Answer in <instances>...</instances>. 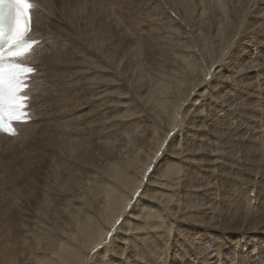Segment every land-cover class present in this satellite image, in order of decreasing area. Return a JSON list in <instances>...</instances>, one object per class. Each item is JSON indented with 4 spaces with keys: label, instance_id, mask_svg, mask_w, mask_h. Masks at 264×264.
Masks as SVG:
<instances>
[{
    "label": "rangeland",
    "instance_id": "obj_1",
    "mask_svg": "<svg viewBox=\"0 0 264 264\" xmlns=\"http://www.w3.org/2000/svg\"><path fill=\"white\" fill-rule=\"evenodd\" d=\"M95 1L97 2V4H100L98 7L103 6L104 8L105 7L108 8L112 2L115 3L117 1L116 3L119 6L117 4H114L115 6H113V4L111 5V6H113V9L115 10V12H117V15L120 18L121 17L123 18L125 15L128 17L127 18L125 16L123 19L121 18L122 21L124 22V24H122V28L118 27V29H119L118 32H117V30H118L117 28L111 30L112 31L110 33V37H112V38H110L111 42L114 43L113 47L115 45L117 47L115 46V48H113V51H112V53H110V57L107 60H103L102 58L96 56V53L93 54V52L91 50H89V48H88L89 44L87 43V41L86 42L84 41V37L87 36V33H92V34H93V32L95 33L97 28H99L98 26H100L101 21L106 20L105 16H107L108 14L105 16H104V14L102 16L98 15V16H96L95 20L94 19L92 20V22L89 19L88 20L89 22L85 23L86 20H84L82 26H84L85 30H82V36H83L81 39L82 42L80 41L79 43H77L78 45L75 43L73 44V43L69 42L68 45L70 47L69 46L67 47L68 53L60 55L63 57L64 66L59 65L58 67H62V69L57 68V70H56V68H55V70H53V66H52V68H49V70H46V73H48V77H47L48 85L46 86L45 90L42 92V95L40 97H34V100L32 102V106H33V108H35L37 110V112L41 113L40 111L45 109V111L47 113L46 117L45 116L41 117L38 121H36V124H39V127H37L38 130L39 131L41 130L40 134H44L42 136L43 141L40 144H37L36 141H31L30 143L25 144L23 147H20L16 143H15L16 145H12V146H5L6 143L1 145L3 147L0 150V157H2V158H0V164H2V165H0V183H2V184H0V257L2 256V258H0V261H2V262H0V263L1 264H34L31 260H29V258L32 256V254H30V253H31V250H33L32 247H34L36 242L39 241L40 242L39 246L46 248V246H44V245H45L46 241H48L46 239L49 237L47 235L48 231H51V230L56 231L57 228L59 229V228H63L65 226L66 220L68 219V213L70 212V215H72L75 212L74 210L76 209V207L78 205L81 204V200L84 197L82 195L86 191L88 192L89 188H90V190L92 189L93 191H96V189L102 187V186H100L102 184L101 178L99 176L97 177V175H95L96 171L102 169V167H104V164L106 161H109L110 159H112V160L115 159L114 155H117L115 157L118 159L122 155L120 157L122 160L123 155H125L123 152H122L123 154L121 153V150L125 149L123 146L124 144H125V146H126V144L127 145L129 144L128 149L130 148L131 150L137 146H144V148H145V146H146L145 143L147 144V146L151 145L150 147L153 148L154 145L156 144L155 142L160 140L159 136L161 135L160 138H162L163 137L162 134L163 133L165 134V131L171 128L170 119H169V114H170L169 108L171 106L176 107L182 101H183L182 102L183 103L182 104L183 109L181 110V115L183 118L181 119V123H178V127L176 129H174L173 131H171V133H172L171 134L172 137L170 138L171 141L169 140L167 142L165 149L161 154V157L158 159L159 161H157L156 164L154 165V168H152L153 172L151 174L152 176L149 179L150 180L149 183L151 181L153 182V183L151 182L152 183L151 186L154 189H151L152 187L148 186L149 184L147 185V187L145 188L147 190V191L145 190V193H147V195L145 196V199L139 198V201H138L139 203H137L138 206H135L136 207L135 210L133 209L130 211L131 213L133 212L132 214L136 215L139 219L133 220V221L127 220L129 222L127 224L126 231H130V234L127 236H123V237H122V235H119L117 237V240H119V237H122V238H125L128 236L129 237L127 238V240L123 246L119 245L122 248L119 247L118 249L115 248L116 250L113 249V251L115 250L114 251L115 253L113 251H110L109 256L104 259L103 263H99V261L101 259V255H99V256H96L95 258L91 259V260H88L89 264H93V263L94 264H105L106 262H107L106 264H108V262L110 264L112 257L115 259V262H118V263H121L122 261H126L125 264H128L127 261H129V264H133V263L134 264L135 263L136 264H146V263L150 264L151 261H152L151 264H155V263L156 264H211L213 260L214 261L215 260H217V261H219V260L220 261H230L232 263L235 262V264L239 263L241 261V257L234 254V252H233L234 247L240 246V248H245L248 245H253V244L259 243L261 241H264V233H263L264 231H262V230H264V213H262L263 215L261 214V212H264V209H262L264 207V205H263L264 204V144H263L264 139H262V138H264V117H263L264 116V111H263V108H264V86H262V84L264 83V66H263L264 65V53H263L264 52V28H263L264 24L262 23V22H264V13L262 14L263 16L260 15L262 12H264L263 11L264 10V0H238V1L237 0H231V1H229V0L225 1L224 0L226 3L221 2V5L223 4L225 9L223 8L222 10H224L225 13H223V11L220 10V8L218 9L219 6L217 3V0H196V1H194V0H184V1L183 0H180V1L179 0H163V2H165V3H163L161 5L162 12H158V13L155 10V5H156V3H158V1H161V0H126V1L125 0H116V1L115 0L114 1H111V0H109V1L108 0H102V1L101 0H95ZM181 1H182V3H181ZM211 1H212V3H211ZM221 1H223V0H221ZM107 2H108V6H107ZM236 3L238 6H235ZM214 4H215V6H214ZM253 4H254V6H253ZM225 5H226V7L227 6L228 7L226 8ZM230 5H232V7H230ZM247 6H248V8H247ZM115 7H117V8H115ZM119 7H120V10H119ZM185 8H187L186 9L187 11L189 9L192 12L190 13V11H188L189 13L187 14L186 13L187 11H185ZM232 8L235 12H233ZM121 10H123V11H121ZM227 10H230V11H227ZM125 11H128V12H125ZM163 11H165L166 16H165ZM231 11H232V13H231ZM122 12H124V13H122ZM137 12H139V13H137ZM236 12H238V14ZM147 13H148V16H147ZM231 14H232V16H231ZM117 15H116V17H117ZM120 15H122V16H120ZM234 15H237V16H234ZM169 16L172 17L173 19L170 18ZM244 16H245V18H244ZM100 17H102L104 19L101 20ZM108 17L109 16H107V22L109 21L108 19L110 18V17L109 18ZM153 17L154 18L157 17L155 19H158L160 17L158 20L159 23H157L158 25H156V27L150 26L147 24V21L149 22L150 19H152ZM175 17H177V18H175ZM188 17H189V19H188ZM120 18H118V19H120ZM162 18L164 20L167 18L169 22H167V19L164 21ZM161 19H162V21H161ZM223 19H224V21H223ZM229 19H231V20H229ZM97 20L99 22H94ZM139 22L141 24H139ZM162 22H166V23H162ZM90 23H93L94 25H92ZM196 23H198L197 26H196ZM103 24H106V23L104 22ZM135 24L136 25L139 24L141 27L139 25L136 26ZM162 24H164V26ZM159 25H161V26H159ZM191 25H193V26H191ZM222 25H224V26H222ZM232 25H234V26L232 27ZM165 26H166V28H165ZM174 26H176V27H174ZM151 27H152V29H151ZM158 27H160V28H158ZM194 27H195V31H193ZM205 27H207V28L205 29ZM223 27H225V28L223 29ZM228 27H229V29H228ZM138 28H140L141 30L139 29L140 30L139 31ZM157 28H158V30H162V32H164V33H162L161 31H158ZM189 28H191V30ZM90 29H92V31H89ZM101 29H102V27H100L98 29V31H100ZM181 29H183V30H181ZM151 30L155 33L156 36L154 35V33ZM175 30H176V32H175ZM113 31H116V32H113ZM136 31L139 32V35H138V32H136ZM150 31L152 33H150ZM191 31L194 33H192ZM235 31H236V33H235ZM189 32L191 33L192 38L190 37ZM225 32H227V33H225ZM228 32H229V34H228ZM120 33H121V35H120ZM149 33L152 35L150 36ZM169 33H171L172 35L171 34L168 35ZM212 33H213V35L214 34L215 35L213 36ZM116 34H117V36L120 35V37L118 36L116 38ZM144 34H145V36H147L149 38H144L145 37ZM142 35H143V37H142ZM159 35H162L165 37L166 36L171 37V40L166 44V46L164 45V43H163V47H161V46L158 47V45H156L155 42H157V39L160 40ZM198 35H199V37H198ZM202 35L204 38H202ZM134 37H136L135 38L136 40L134 39ZM139 37L142 39L143 42L139 41L140 40ZM151 37H152V39H151ZM182 37H183V40H182ZM214 37H216V38L214 39ZM219 39H221V40H219ZM118 40L121 42L118 43L119 42ZM133 40L135 42H133ZM126 41L129 42V44ZM173 42H176L178 45L175 46ZM204 42H205V44H203ZM224 42H225V44H224ZM133 43L137 47H135V45ZM213 43H214V45H213ZM216 43H218L219 45ZM169 44H173L176 48L175 47L168 48ZM76 45L78 48L76 47ZM80 45L81 46L83 45V46L81 47ZM129 45H131V46L134 45L133 46L134 48L132 49ZM205 45H207L209 51L211 53H213L212 57H216V59L219 60V63H217L218 66H216V67H215V65L212 66L211 71L215 68L216 72L213 74V76L211 78H209V76H208V78H207L208 80H206L207 84L202 85V87L196 86V88H195L194 85L197 84L203 76L202 75L203 68L205 69V65L209 66L211 63L210 59L207 58V56L205 58L206 54L205 55L203 54L206 51V48H204ZM148 46H150V48ZM214 46H215V48H214ZM120 47H121V50H120ZM153 47H155V48L153 49ZM69 48H70V50H69ZM127 48H129V49L126 52ZM162 48L165 50H162ZM178 48H180V49H178ZM123 49H124V51H123ZM171 49H173V51ZM78 50L80 52L81 51H83V52L77 53ZM115 50H116V52H115ZM129 51L131 53H129ZM134 51H136V52H134ZM137 51H138V53H137ZM165 51H167V52H165ZM70 52H71V54H70ZM133 52L136 55H134ZM149 52L150 53L153 52L151 54L153 56V60H151L152 57H151ZM197 52L199 53V55ZM220 52H221V54H220ZM126 53L129 55L128 56L129 58L127 57ZM162 53H163V55H162ZM174 53H176V55L180 54L178 56L179 58L175 57L176 58L175 59ZM77 54L78 55L80 54L79 57H77L78 56ZM88 54H91V55H88ZM156 54H157V56H156ZM227 54H229V55H227ZM154 55H155V57H154ZM164 56H166V57L164 58ZM220 56L221 57L224 56V57L222 59H220ZM122 57H124V58H122ZM127 58H128V60H127ZM166 58H168L171 61H169ZM199 58H200V60H199ZM156 59H158V61ZM180 59H183L184 63H181L179 61ZM116 60H118V61H116ZM132 60L133 61L135 60V61L133 62ZM250 60H251V63H250ZM69 61H71V62H69ZM159 61H163L164 67H162V68H164L163 70L165 72H168V73H166V75L168 77L167 78L168 81L165 83L168 86L170 85L169 86L170 89L168 90V88H166L165 91L162 88H160L159 86H157L155 88V90H158L161 93L160 92L157 93V91L153 90L154 89L153 87L155 84V77H156L155 74H157L156 71H158L157 70L158 65L157 66H154V65H156V63ZM141 62H143L142 63L143 65L141 64ZM168 62H171V63L168 64ZM188 62L193 64L194 67H191ZM66 63H68V64L72 63V64L68 65ZM113 63H115V64L113 65ZM151 63H153L154 65ZM257 63L260 65H257ZM140 64L142 65V69H144V71L141 69ZM184 65L186 67L188 65L189 71L186 67H184ZM78 68H79V70H78ZM250 69L251 70L253 69V70L251 71ZM242 70H244V71H242ZM51 72H53V73L50 74ZM203 72H204V70H203ZM213 72L214 71H212V73ZM138 75L140 78H137ZM145 75L147 76L146 79H145ZM51 77H53V78L55 77L54 78L55 81ZM141 77H143V78H141ZM148 77H149V79H148ZM142 79H143V81H142ZM253 79L256 81H254ZM65 80H67L68 82ZM139 80H141V81H139ZM56 81L58 83H56ZM129 81H130V83H129ZM258 81L259 82L262 81L260 83V87H259ZM241 82H243V83H241ZM244 82L246 83V85ZM61 83L64 85H61ZM65 83L68 86H66ZM50 84L51 85L54 84V86H56V87H54L53 85L51 86ZM180 84H181V86H179ZM247 84L249 85V88H248ZM59 86H61V87H59ZM113 87H114V89H113ZM151 87H152V90H151ZM174 87H175V89H174ZM50 88L54 89V92ZM59 88H62V90L64 88L65 90L61 91V89H60V91H58ZM66 88H67V90H66ZM256 89H259V90H256ZM127 90L129 93L125 94V92ZM203 90H204V92H203ZM253 90H255V91H253ZM65 91H66V93H65ZM58 92H59V94H57ZM63 92L65 94H63ZM50 93H51V95H50ZM197 93H198V95H197ZM199 93H200V95H199ZM234 93H235V95H234ZM162 94L163 95L165 94V95L163 96ZM35 95H37V93ZM58 95H59V97H58ZM161 95H162V97H161ZM201 95L204 98H202ZM51 96H52V98H51ZM53 96H55V97L53 98ZM211 96H213V97H211ZM142 97H143V100L145 97L144 103H145V105H147L145 107H144V103L141 102ZM173 97H174V99H173ZM245 97H246V99H245ZM125 98L127 99V101ZM154 98H155V100H154ZM211 98H213V99H211ZM243 98H244V100H243ZM60 99L61 100L63 99L62 100L63 102ZM200 99H201V101H200ZM64 100H65V102H64ZM133 100H134V102H133ZM149 100L150 101L152 100V102L154 100L155 102H153V103H157V104H155V105L151 104L152 105L151 106V105H149L151 103ZM159 100L167 102L168 113L165 111L162 112L160 110V104L158 103ZM240 100H241V102H240ZM252 100L255 101L256 103L253 102ZM55 101L56 102L58 101L57 102L58 104ZM94 101H96V102H94ZM135 101H137V102H135ZM214 101H217V102H214ZM146 102H148L149 104H147ZM135 103H136V105H135ZM200 103H202V104H200ZM216 103H218V104H216ZM226 103H228V104H226ZM45 104H47V105H45ZM107 104H108V106H107ZM193 104H194V106H193ZM229 104H232V105L230 106ZM255 104H256V106H255ZM54 105H56V106H54ZM126 105L128 106V108H129V106H131L130 111L127 110L128 108L126 109V107H127ZM232 106H233V108H232ZM257 106H259V107H257ZM57 107H59V109H61V107H62V109L57 110L58 109ZM148 107H149V109H148ZM201 107H203V108L201 109ZM47 108L50 109L51 111L48 110ZM150 108H152V109H150ZM52 109H53V111H52ZM54 109L56 112L54 111ZM187 109H188V111H187ZM199 109H201V110H199ZM259 109H261V110H259ZM68 110H69V112H68ZM149 110H151V111L153 110V111L151 112ZM252 110H254V111H252ZM58 111H59V113H58ZM185 111H187V112H185ZM194 111L195 112L199 111L200 113L197 112L195 114ZM53 112L55 114H52ZM219 112H220V114H219ZM221 113H222V115H221ZM241 113H243V115ZM244 114H245V116H244ZM253 114H256V115H253ZM52 115L54 118H52ZM128 115H130L132 118L128 117ZM217 115H219V116H217ZM220 116H222V117H220ZM133 117H135L136 119H134ZM150 117H151L153 123L150 122L151 121ZM208 117H209V119H208ZM221 118H223L224 121L221 120ZM55 119H57V121L59 120V122L56 121L57 124L55 122ZM61 119L63 121H61ZM201 119H202L203 123H202V121L200 122ZM188 121H191V122H188ZM217 121H218V123H217ZM222 121H223V124H222ZM65 122H66V124H65ZM61 123L63 126H59V125H61ZM146 123H149V125L148 124L146 125ZM250 123L254 124V125H251ZM44 124H45V126H44ZM193 124H194V126H193ZM232 124H233V126H232ZM66 125H68L69 127H65ZM146 126H148V127L150 126V128H149L150 130ZM238 126H239V128H238ZM228 127H229V129H228ZM146 128H147V131H146ZM143 129H145L144 133H143ZM152 129H154V130L151 131ZM49 130H50V132H49ZM62 130L65 131L66 133L62 132ZM175 130L178 131L179 133L176 132ZM235 130H236V132H235ZM70 131L72 134L70 133ZM126 131H128V132H126ZM157 131H159L158 133L160 134V135L158 134V136L155 133ZM44 132H47L46 135ZM125 132L127 133L126 135L129 136V134H130V136L132 135L134 138L132 136H131L132 138L129 137L131 139H129L128 136H127V138H125L126 137ZM233 132H234V135H233ZM243 132H244V134H243ZM248 132L250 135L248 134ZM53 133H54V135H53ZM260 134H262V135H260ZM148 135H149V137H148ZM246 135H248V138ZM65 136H66V138H65ZM145 136H147V137H145ZM254 136L256 137V139ZM156 137H157V139H156ZM206 137H208V139ZM244 137L246 139H244ZM257 137H258V139H257ZM259 137H260V139H259ZM146 138H148V139H146ZM56 140H59V142H58L59 145L65 144V147L67 145H69V146H67V148H65V150L62 149V151L60 150L58 152L59 158L61 156L62 159H58L57 157L51 156V155H56L55 150L50 148L51 145L53 143H55ZM66 140H69L70 144H69V142L64 143ZM84 140H85V142H84ZM106 140H108V141H106ZM144 140H147L148 142H146ZM244 140H245V142H244ZM104 141H105V144H107V142H109L108 144H111L112 141H115V142H112V145H110V146L108 145V148L114 147L113 150H111V149H110L111 151L109 150V152H111V153H109L110 156L107 153L108 148L104 144ZM125 141L127 143H124ZM143 141H144V143H143ZM79 142L83 146L81 145L80 147H76V146L80 145ZM118 142H120V144ZM153 142H154V144H152ZM197 143H198V145L200 144L201 147L200 146L198 147ZM235 143H237V144H235ZM70 145H71V147H70ZM13 147H15V149H16L15 152H14L15 149ZM204 147H206L207 150ZM208 147H209V150H208ZM236 147H237V149H236ZM10 148L14 149V150L11 151ZM72 148L74 150H77L78 148H80L75 153H73L75 156H70L71 153H69V150H67V149L72 150ZM116 148H118L121 155ZM200 148L203 150H201ZM130 149H129V151H130ZM150 150H152V149H150ZM150 150H148V151H150ZM205 150H206V152H205ZM17 151L20 152L21 155ZM64 151H66V152H64ZM113 151H114V155H113ZM208 151L211 153H209ZM10 152H12L13 155H16L17 159L15 156L14 157L10 156V155H12V154H10ZM61 152H64V153H61ZM203 152H204V154H203ZM6 154H7V156H6ZM216 155H218L219 157ZM211 156H215V157H211ZM221 156L222 157L224 156V158L222 159ZM11 157L14 159H12ZM20 157H21V159H20ZM45 157L47 159L51 158L49 163H55V165H56L55 169L48 166L49 163L45 162L46 161ZM83 159L85 162L83 161ZM10 160H11V162H10ZM12 160L13 161L15 160V162H14L15 164L13 163ZM24 160H25V163H24ZM69 161H71V162L69 163ZM216 161H218L216 166L219 164L218 165L219 167L218 166L216 167L215 164L213 163V162L216 163ZM220 161H222L221 162L222 164L219 163ZM195 162L198 165L193 164ZM77 163L78 164L80 163L83 166H81V165L78 166ZM235 163H237V164H235ZM72 164H76V165H72ZM200 164H203V165L200 166ZM208 164H210L209 165L210 167L208 166ZM33 166L35 169L33 168ZM38 166H41L42 168L38 167ZM73 166H75V167H73ZM91 166H93V168ZM37 167L41 168L42 170L38 169ZM80 167H83V168H80ZM85 168L87 169V171ZM90 168H92V169L97 168V169L92 173V171H91L92 169H90ZM208 169H210V170L208 171ZM26 170H28V171L30 170V171L26 172ZM76 170H78V171H76ZM74 171H76V172H74ZM79 171H83V172L82 173L80 172L81 174L80 173L78 174ZM86 172L88 174V177H86ZM150 172H151V169H150ZM150 172H148V173L150 174ZM23 173L24 174L27 173V174L24 175ZM73 173L75 175L78 174V176H74ZM193 173H194V175H193ZM81 175H83V176L81 177ZM206 175H207V177H206ZM33 176L35 178H33ZM3 177H4V179H3ZM77 177H78V181L76 179ZM69 178H70V180H68ZM73 178H75L76 181ZM83 178H85V179H83ZM86 178H87V180H86ZM194 178L195 179L197 178V179L195 180ZM21 180H23V181H21ZM97 180L99 181V184H98ZM70 181H72V182H70ZM190 181H192V183ZM249 181H250V183H249ZM171 182H173V183H171ZM28 184H30V185H28ZM63 185H65V187H63ZM85 185H87V186H85ZM161 185H163V186H161ZM69 186L71 187V189L67 188ZM61 188H62V190H60ZM43 189L48 190V192H47L48 200H46V201H44L46 199V196L43 193V192H45ZM166 189H167V191H166ZM196 190H198V191L196 192ZM59 192H61V193H60V195H57V197H58L57 198L55 196L56 195L55 193L58 194ZM66 192H68L69 195ZM198 192H200V193H198ZM61 195H63V196H61ZM151 196H153V197H151ZM169 196H171V197H169ZM243 196H246V198ZM52 197H54V198H52ZM87 197H88V195H87ZM200 197L201 198L203 197L204 202H203V199H201ZM247 197H248V199H247ZM161 198H162V200H160ZM184 199H185V201H184ZM205 199H206V202H205ZM245 200H246V203H248V204L245 203ZM256 200H257V202H256ZM57 201H58V203H57ZM252 201L255 205L252 203ZM163 202H165V203H163ZM204 205H205V207H203ZM141 206L144 208H142ZM207 206L211 207V208L207 209ZM256 206H257V208L255 209ZM162 207H168V209L164 210L162 212ZM39 208H40V210H39ZM218 208H219V210H218ZM225 208L226 209L229 208L228 209L229 211L226 210ZM210 209H211V211H210ZM215 209L218 211V213ZM251 209L253 210V212L256 211L255 212L256 214L250 212ZM233 210H235V211H233ZM247 210H249V212ZM137 211H139V212H137ZM148 211L151 213L149 214ZM213 211H215V213ZM157 212L159 214L161 212V214L159 215ZM225 212H226V215H224ZM227 212H229V214L231 216ZM212 213L215 215H213ZM147 215L150 217H148ZM256 215H258L260 217H258ZM161 216H162V219H161ZM230 218H231V220H230ZM204 219L206 220V222ZM239 219H241V220H239ZM232 220H233V222H232ZM157 221H159V223H157ZM152 222H155L156 225H159L160 229L158 228L157 230H154L153 228L148 227L151 225ZM37 225H39V226H37ZM254 226H256V227H254ZM128 228H130V229H128ZM37 229L41 230L38 232V234L41 233L40 235H34L32 233L33 231H36ZM181 230H183V231H181ZM17 231H19V232H17ZM236 231H238V232H236ZM183 232H184V234H183ZM198 234H199V236H198ZM132 235H137V237H139L138 242H141V243H139V246L137 247L136 252H134L135 248H133V249L130 248V247H133L132 242L137 241L134 239L131 240ZM149 235H151V236H149ZM142 236L144 237V239H140V237H142ZM159 237H161L160 238L161 240H159ZM168 237H169V239H168ZM210 237H211V239H210ZM220 238H222V239H220ZM212 239H213V241H212ZM214 239H216V240H214ZM206 241L209 243H207ZM161 243H162V245H161ZM158 244H160V245H158ZM165 244H167V245L170 244V247L168 248V246ZM163 245H165L166 247ZM195 245L197 248L195 247ZM202 246H204V247H202ZM153 248L155 249V251ZM139 249H140V251H139ZM15 250H17V252ZM123 250L125 252L123 255H121ZM178 250H179V252H178ZM120 251H121V254H120ZM163 252H165V253H163ZM166 252H168V253H166ZM126 253H128V254L126 255ZM176 253H177V255H176ZM129 254H131V255H129ZM186 254H187V256H186ZM118 255H121V256L118 257ZM137 255H138V257L139 256H141V257H139V258L135 257ZM157 255H159V256H157ZM163 255H164V259L162 258ZM197 255H200L201 257L197 256ZM125 257H127V258H125ZM195 257H197V258H195ZM130 258L135 260V261L131 260ZM141 258H142V260H141ZM148 258H150V259H148ZM190 258H192V259H190ZM198 258H200V259L202 258V259L200 260ZM139 260L141 263H139ZM156 260H158L157 261L158 263L156 262ZM25 262H27V263H25ZM28 262H30V263H28ZM87 264H88V262H87Z\"/></svg>",
    "mask_w": 264,
    "mask_h": 264
},
{
    "label": "bare ground",
    "instance_id": "obj_2",
    "mask_svg": "<svg viewBox=\"0 0 264 264\" xmlns=\"http://www.w3.org/2000/svg\"><path fill=\"white\" fill-rule=\"evenodd\" d=\"M102 1V0H101ZM109 1V0H108ZM111 1H114V0H111ZM116 1V0H115ZM126 1V0H125ZM180 1V0H179ZM184 1V0H183ZM194 1H196V0H194ZM225 1H227V0H225ZM224 0L223 1H221V0H217V3H218V9L220 8V10H222L223 8H224V6H223V4L221 5V2H225ZM229 1H231V0H229ZM238 1V0H237ZM33 2L37 5V7H36V9L32 12V24H31V30H30V35L32 36V37H34L36 40H38L40 43H39V45L37 46V47H35V49H34V51H33V54L29 57V59H28V63H30L35 69H36V71H35V73L31 76V78H30V81H29V89H28V95L30 96V100H29V111H30V114H31V117H30V120L27 122V123H16L15 124V127H16V132H17V134L15 135V136H9V135H6V134H3V133H0V150L2 149V147L3 146H1L2 144H5L6 143V145L5 146H12V145H19L20 147H23L25 144H28V143H30L31 141H36V143L37 144H40L42 141H43V138H42V136L44 135V134H40V131L38 130V128L37 127H39V124H36V121H38L41 117H46V115H47V113H46V111H45V109H43L42 111H40L41 113H39V112H37V110L35 109V108H33V106H32V102H33V100H34V97H40L41 95H42V92L45 90V88H46V86L48 85V81H47V77H48V73H46V70H49V68H52V66H53V70H55V68H56V70H57V68H61L62 69V67H58L59 65L60 66H64V62H63V57L62 56H60V55H63V54H65V53H68V44H69V42H71V43H75V44H77V43H79L80 41H81V39H82V30H85V28H84V26H82V24H83V21L84 20H86V22L85 23H88L89 21V19L91 20V22H92V20L94 19L95 20V18H96V16H98V15H100V16H102L103 14H104V16L105 15H107V16H109L108 18V22H107V16H105V18H106V20H104V21H101L102 19H104V18H102V17H100L101 18V23H100V26H98L99 28L100 27H102V29L100 30V31H98V29L99 28H97V30H96V32L94 33L93 32V34L92 33H87V36H85L84 37V41L86 42L87 41V43L89 44V50H91L92 52H93V54H95L96 53V56H98V57H100V58H102L103 60H107V59H109V57H110V53H112V51H113V48H115V46L113 47V42H111V39L110 38H112V37H110V33L112 32L111 30H113V29H118V27H121L122 28V24H124V22L122 21V19L126 16H124L122 19L117 15V12H115V10L113 9V6H115L114 4H117L116 2L114 3V2H112L111 3V5L113 4V6H111V5H109V7L107 8V7H103V6H101V7H98L100 4H97V2L95 1V0H33ZM161 2V3H160ZM176 2V1H175ZM174 2V3H175ZM208 2V1H207ZM236 2V1H235ZM248 2V1H247ZM163 3H165V2H163V0H161V1H158V3H156V5H155V10L157 11V13L158 12H162V7H161V5L163 4ZM173 3V4H174ZM181 3H182V1H181ZM211 3H212V1H211ZM226 3V2H225ZM224 3V4H225ZM230 3V2H229ZM103 5V4H102ZM118 5V4H117ZM116 5V6H117ZM206 5V4H205ZM229 5V4H228ZM107 6H108V2H107ZM119 6V5H118ZM214 6H215V4H214ZM234 6V5H233ZM235 6H238L237 5V3L235 4ZM240 6V5H239ZM244 6V5H243ZM250 6V5H249ZM253 6H254V4H253ZM103 7V8H102ZM186 7V6H185ZM225 7H226V5H225ZM228 7V6H227ZM226 7V8H227ZM230 7H232V5H230ZM115 8H117V7H115ZM245 8V7H244ZM247 8H248V6H247ZM147 9V8H146ZM152 9V8H151ZM165 9V8H164ZM187 8H185V11H187L186 10ZM211 9V8H210ZM225 9V8H224ZM230 9V8H229ZM260 9V8H259ZM119 10H120V7H119ZM195 10V9H194ZM231 10V9H230ZM230 10H227V11H230ZM232 10H233V8H232ZM121 11H123V10H121ZM129 11V10H128ZM128 11H125V12H128ZM146 11V10H145ZM188 11H190L189 9H188ZM186 12L187 14L189 13V12ZM211 11V10H210ZM223 11V13H225L224 12V10H222ZM260 11V10H259ZM264 11V10H263ZM147 12V11H146ZM164 12V14H165V16H166V13H165V11H163ZM192 11H190V13H191ZM233 12H235L234 10H233ZM243 12V11H242ZM246 12V11H245ZM262 12V11H261ZM121 13V12H120ZM122 13H124V12H122ZM132 13V12H131ZM130 13V14H131ZM137 13H139V12H137ZM142 13V12H141ZM185 13V14H186ZM230 13V12H229ZM231 13H232V11H231ZM237 14H238V12H236ZM264 12H262L260 15L261 16H263L262 14H263ZM119 14V13H118ZM234 14V13H233ZM116 15H117V17H116ZM129 15V14H128ZM150 15V14H149ZM169 15V14H168ZM167 15V16H168ZM171 15V14H170ZM230 15V14H229ZM103 16V17H104ZM120 16H122V15H120ZM147 16H148V13H147ZM159 16V15H158ZM188 16V15H187ZM197 16V15H196ZM220 16V15H219ZM231 16H232V14H231ZM234 16H237V15H234ZM243 16V15H242ZM249 16V15H248ZM247 16V17H248ZM127 17V16H126ZM152 17V16H151ZM164 17V16H163ZM170 17V16H169ZM228 17V16H227ZM118 18H120V19H118ZM128 18V17H127ZM126 18V19H127ZM146 18V17H145ZM154 18V17H153ZM150 19V21L148 22L147 21V24L148 25H150V26H155L156 27V25H158L157 23H159V18L158 19H155V18H157V17H155L154 19ZM165 18V17H164ZM168 18V17H167ZM166 18V19H167ZM170 18H172V17H170ZM175 18H177V17H175ZM201 18V17H200ZM226 18V17H225ZM231 18V17H230ZM239 18V17H238ZM244 18H245V16H244ZM163 19V18H162ZM162 19H161V21H162ZM165 19V20H166ZM173 19V18H172ZM188 19H189V17H188ZM192 19V18H191ZM258 19V18H257ZM144 20V19H143ZM164 20V19H163ZM164 20V21H165ZM176 20V19H175ZM229 20H231V19H229ZM173 21V20H172ZM219 21V20H218ZM223 21H224V19H223ZM227 21V20H226ZM94 22H99L98 20L97 21H94ZM93 22V23H94ZM106 23V24H103V23ZM127 22V21H126ZM135 22V21H134ZM167 22H169L168 21V19H167ZM190 22V21H189ZM203 22V21H202ZM207 22V21H206ZM220 22V21H219ZM218 22V23H219ZM93 23H90V24H92V25H94ZM136 23V22H135ZM162 23H166V22H162ZM191 23V22H190ZM194 23V22H193ZM200 23V22H199ZM227 23V22H226ZM263 24H264V22H262ZM98 24V23H97ZM137 24V23H136ZM135 24V25H136ZM139 24H141L140 22H139ZM138 24V25H139ZM173 24V23H172ZM183 24V23H182ZM192 24V23H191ZM197 24L198 23H196V26H197ZM202 24V23H201ZM224 24V23H223ZM254 24V23H253ZM134 25V26H135ZM138 25H136V26H138ZM163 26H164V24H162ZM168 25V24H167ZM186 25V24H185ZM195 25V24H194ZM225 25V24H224ZM224 25H222V26H224ZM259 25V24H258ZM87 26V25H86ZM90 26V25H89ZM140 26V25H139ZM159 26H161V25H159ZM162 26V27H163ZM177 26V25H176ZM176 26H174V27H176ZM191 26H193V25H191ZM209 26V25H208ZM231 26V25H230ZM234 25H232V27H233ZM261 26V25H260ZM96 27V26H95ZM141 27V26H140ZM161 27V28H162ZM185 27V26H184ZM190 27V26H189ZM212 27V26H211ZM91 28V27H90ZM143 28V27H142ZM158 28H160V27H158ZM158 28H157V30H158ZM165 28H166V26H165ZM192 28V27H191ZM191 28H189L190 30H191ZM207 27H205V29H206ZM225 27H223V29H224ZM257 28V27H256ZM264 28V27H263ZM140 28H138V30H139ZM151 29H152V27H151ZM204 29V28H203ZM212 29V28H211ZM228 29H229V27H228ZM136 30V29H135ZM141 30V29H140ZM139 30V31H140ZM164 30V29H163ZM181 30H183V29H181ZM226 30V29H225ZM256 30V29H255ZM260 30V29H259ZM89 31H92V29H90ZM88 31V32H89ZM119 31V29L117 30V32ZM152 31V30H151ZM150 31V33H152ZM156 31V30H155ZM158 31H161L162 32V30H158ZM187 31V30H186ZM193 31H195V27H194V29H193ZM222 31V30H221ZM245 31V30H244ZM250 31V30H249ZM262 31V30H261ZM84 32V31H83ZM113 32H116V31H113ZM136 32H138V31H136ZM169 32V31H168ZM175 32H176V30H175ZM192 32V31H191ZM213 32V31H212ZM224 32V31H223ZM230 32V31H229ZM229 32H228V34H229ZM247 32V31H246ZM245 32V33H246ZM253 32V31H252ZM256 32V31H255ZM254 32V33H255ZM149 33V35L151 36L152 34H150ZM154 33V32H153ZM162 33H164V32H162ZM166 33V32H165ZM174 33V32H173ZM179 33V32H178ZM183 33V32H182ZM185 33V32H184ZM190 33V32H189ZM192 33H194V32H192ZM198 33V32H197ZM209 33V32H208ZM211 33V32H210ZM225 33H227V32H225ZM224 33V34H225ZM233 33V32H232ZM235 33H236V31H235ZM86 34V33H85ZM128 34V33H127ZM146 34V33H145ZM145 34H144V36H145ZM171 33H169L168 35H170ZM188 34V33H187ZM256 34V33H255ZM258 34V33H257ZM260 34V33H259ZM84 35V34H83ZM120 35H121V33H120ZM120 35H118L119 37H120ZM138 35H139V32H138ZM154 35H155V33H154ZM153 35V36H154ZM163 35V34H162ZM162 35H159V37H160V40H158L157 39V42H155L156 43V45H158V47H163V43H164V45L166 46V44L171 40V37H165V36H162ZM166 35V34H165ZM172 35V34H171ZM211 35V34H210ZM212 35H213V33H212ZM215 35V34H214ZM213 35V36H214ZM218 35V34H217ZM223 35V34H222ZM117 36V34H116V38L118 37ZM123 36V35H122ZM141 36V35H140ZM156 36V35H155ZM234 36V35H233ZM260 36V35H259ZM142 37H143V35H142ZM177 37V36H176ZM188 37V36H187ZM190 37L192 38V36H191V33H190ZM198 37H199V35H198ZM207 37V36H206ZM211 37V36H210ZM228 37V36H227ZM226 37V38H227ZM236 37V36H235ZM115 38V39H116ZM136 37H134V39H135ZM140 38V37H139ZM144 38H149V37H147V36H145ZM202 38H204L203 37V35H202ZM216 37H214V39H215ZM221 38V37H220ZM234 38V37H233ZM123 39V38H122ZM121 39V40H122ZM151 39H152V37H151ZM154 39V38H153ZM178 39V38H177ZM195 39V38H194ZM224 39V38H223ZM120 40V39H119ZM118 40V41H119ZM136 40V39H135ZM138 40V39H137ZM182 40H183V37H182ZM217 40V39H216ZM219 40H221V39H219ZM230 40V39H229ZM140 42L142 41V39L140 38V40H139ZM152 41V40H151ZM154 41V40H153ZM223 41V40H222ZM221 41V42H222ZM233 41V40H232ZM82 42V41H81ZM121 41H119L118 43H120ZM127 42V41H126ZM133 42H135L134 40H133ZM143 42V41H142ZM198 42V41H197ZM206 42V41H205ZM205 42L203 43V44H205ZM214 42V41H213ZM228 42V41H227ZM236 42V41H235ZM234 42V43H235ZM70 43V44H71ZM124 43V42H123ZM128 44H129V42H127ZM126 43V44H127ZM151 43V42H150ZM153 43V42H152ZM172 43V42H171ZM174 43V45L175 46H177L178 44L176 43V42H173ZM232 43V42H231ZM72 44V45H73ZM125 44V45H126ZM127 44V45H128ZM134 44V43H133ZM216 44H218V43H216ZM221 44V43H220ZM224 44H225V42H224ZM228 44V43H227ZM78 45V44H77ZM77 45H76V47H77ZM119 45V44H118ZM123 45V44H122ZM124 45V46H125ZM132 45V44H131ZM131 45H129L132 49L134 48L133 46L135 45H133V46H131ZM154 45V44H153ZM173 44H169L168 46V48H173V47H175ZM213 45H214V43H213ZM219 45V44H218ZM232 45V44H231ZM81 46V45H80ZM83 46V45H82ZM81 46V47H82ZM128 46V47H129ZM217 46V45H216ZM223 46V45H222ZM70 47V46H69ZM73 47V46H72ZM117 47V46H116ZM126 47V46H125ZM135 47H137L136 45H135ZM149 48H150V46H148ZM156 47V46H155ZM155 47H153V49L155 48ZM228 47V46H227ZM232 47V46H231ZM74 48V47H73ZM78 48V47H77ZM176 48V47H175ZM204 48H206V51H205V53H203L204 55H205V58H206V56H207V58H209L210 59V61H211V63H210V65L209 66H207V65H205V69L203 68V70H204V72H203V70H202V78H201V80L197 83V84H195L194 85V87L196 88V86L197 87H202V85H204V84H207V81L206 80H208L207 78H208V76L211 78L212 76H213V74L216 72V70H215V68L212 70V71H214L213 73H212V71H211V68H212V66H214L215 65V67L216 66H218V64L217 63H219V60H217L216 59V57H212V55H213V53H211L210 51H209V49H208V47H207V45H205L204 46ZM213 48V47H212ZM214 48H215V46H214ZM217 48V47H216ZM118 49V48H117ZM129 48H127L126 49V52H127V50H128ZM159 49V48H158ZM178 49H180V48H178ZM218 49V48H217ZM222 49V48H221ZM220 49V50H221ZM227 49V48H226ZM69 50H70V48H69ZM83 50V49H82ZM120 50H121V47H120ZM131 50V49H130ZM137 50V49H136ZM149 50V49H148ZM156 50V49H155ZM162 50H165V49H163L162 48ZM172 51H173V49H171ZM216 50V49H215ZM225 50V49H224ZM77 51V50H76ZM123 51H124V49H123ZM132 51V50H131ZM146 51V50H145ZM152 51V50H151ZM196 51V50H195ZM198 51V50H197ZM214 51V50H213ZM219 51V50H218ZM232 51V50H231ZM80 51L78 50V52L77 53H79ZM83 51H81L80 53H82ZM87 52V51H86ZM115 52H116V50H115ZM118 52V51H117ZM121 52V51H120ZM134 52H136V51H134ZM133 52V53H134ZM158 52V51H157ZM162 52V51H161ZM165 52H167V51H165ZM215 52V51H214ZM228 52V51H227ZM129 53H131L130 51H129ZM137 53H138V51H137ZM150 53V52H149ZM153 53V52H152ZM152 53H150V55L152 54ZM156 53V52H155ZM198 53V52H197ZM223 53V52H222ZM264 53V52H263ZM70 54H71V52H70ZM86 54V53H85ZM92 54V53H91ZM91 54H88V55H91ZM161 54V53H160ZM165 54V53H164ZM171 54V53H170ZM202 54V53H201ZM220 54H221V52H220ZM232 54V53H231ZM67 55V54H66ZM75 55V54H74ZM78 55V54H77ZM80 55V54H79ZM79 55L77 56V57H79ZM83 55V54H82ZM116 55V54H115ZM114 55V56H115ZM126 55H127V57L129 56L127 53H126ZM125 55V56H126ZM134 55H136L135 53H134ZM162 55H163V53H162ZM167 55V54H166ZM180 55V54H179ZM178 54L176 55V53H174V58L176 57V58H179L178 56H179ZM198 55H199V53H198ZM224 55V54H223ZM227 55H229V54H227ZM60 56V57H59ZM76 56V55H75ZM94 56V55H93ZM156 56H157V54H156ZM160 56V55H159ZM182 56V55H181ZM62 57V58H61ZM136 57V56H135ZM151 57H152V59L151 60H153V56L151 55ZM154 57H155V55H154ZM166 56H164V58H165ZM173 57V56H172ZM202 57V56H201ZM224 57V56H223ZM223 57H221L220 56V59H222ZM65 58V57H64ZM122 58H124V57H122ZM129 58V57H128ZM128 58H127V60H128ZM137 58V57H136ZM157 58V57H156ZM161 58V57H160ZM175 58V59H176ZM204 58V57H203ZM67 59V58H66ZM90 59V58H89ZM114 59V58H113ZM134 59V58H133ZM163 59V58H162ZM161 59V60H162ZM166 59H168V58H166ZM192 59V58H191ZM254 59V58H253ZM69 60V59H68ZM121 60V59H120ZM126 60V59H125ZM150 60V61H151ZM155 60V59H154ZM157 61H158V59H156ZM169 60V59H168ZM199 60H200V58H199ZM202 60V59H201ZM217 60V61H216ZM73 61V60H72ZM75 61V60H74ZM82 61V60H81ZM116 61H118V60H116ZM133 61V60H132ZM135 61V60H134ZM133 61V62H134ZM141 61V60H140ZM169 61H171V60H169ZM175 61V60H174ZM181 63H184L183 62V59H180L179 60ZM227 61V60H226ZM225 61V62H226ZM247 61V60H246ZM69 62H71V61H69ZM77 62V61H76ZM75 62V63H76ZM105 62V61H104ZM139 62V61H138ZM152 62V61H151ZM156 62V61H155ZM244 62V61H243ZM253 62V61H252ZM255 62V61H254ZM261 62V61H260ZM74 63V64H75ZM91 63V62H90ZM143 62H141V64H142ZM166 63V62H165ZM169 63H171V62H168V64ZM187 63V62H186ZM189 63V62H188ZM249 63V62H248ZM250 63H251V60H250ZM249 63V64H250ZM259 63V62H258ZM257 63V65H260V64H258ZM263 63V62H262ZM66 64H68V63H66ZM72 63H70V64H68V65H71ZM77 64V63H76ZM110 64V63H109ZM115 63H113V65H114ZM140 64V65H141ZM151 64H153V63H151ZM221 64V63H220ZM95 65V64H94ZM111 65V64H110ZM138 65V64H137ZM143 65V64H142ZM142 65H141V69H142ZM154 65V64H153ZM158 65V71H156V73L157 74H155L156 75V77H155V84H154V89L153 90H155V88L157 87V86H159L160 88H162L164 91H165V89L166 88H168V90L170 89L169 88V86L165 83V82H167L168 80H167V75H166V73H168V72H165L163 69L164 68H162V67H164V64H163V61H159V62H157L156 63V65H154V66H157ZM189 65L191 66V67H194V65L193 64H191V63H189ZM228 65V64H227ZM252 65V64H251ZM90 66V65H89ZM139 66V65H138ZM170 66V65H169ZM174 66V65H173ZM207 66V67H206ZM264 66V65H263ZM77 67V66H76ZM81 67V66H80ZM151 67V66H150ZM184 67H186L185 65H184ZM221 67V66H220ZM245 67V66H244ZM243 67V68H244ZM88 68V67H87ZM136 68V67H135ZM187 69H188V71H189V68H188V65H187V67H186ZM64 69V68H63ZM149 69V68H148ZM152 69V68H151ZM170 69V68H169ZM246 69V68H245ZM65 70V69H64ZM78 70H79V68H78ZM103 70V69H102ZM118 70V69H117ZM143 71H144V69H142ZM168 70V69H167ZM184 70V69H183ZM220 70V69H219ZM251 70V69H250ZM249 70V71H250ZM253 70V69H252ZM251 70V71H252ZM51 71V70H50ZM114 71V70H113ZM147 71V70H146ZM150 71V70H149ZM153 71V70H152ZM193 71V70H192ZM242 71H244V70H242ZM48 72V71H47ZM60 72V71H59ZM58 72V73H59ZM63 72V71H62ZM116 72V71H115ZM136 72V71H135ZM155 72V71H154ZM182 72V71H181ZM45 73V74H44ZM53 72H51L50 74H52ZM67 73V72H66ZM104 73V72H103ZM142 73V72H141ZM152 73V72H151ZM121 74V73H120ZM143 74V73H142ZM170 74V73H169ZM227 74V73H226ZM261 74V73H260ZM75 75V74H74ZM131 75V74H130ZM140 75V74H139ZM139 75H138V77L137 78H140L139 77ZM223 75V74H222ZM257 75V74H256ZM54 76V75H53ZM66 76V75H65ZM128 76V75H127ZM229 76V75H228ZM56 77V76H55ZM54 77V78H55ZM81 77V76H80ZM129 77V76H128ZM178 77V76H177ZM52 79H54L53 77H51ZM74 78V77H73ZM141 78H143V77H141ZM147 78V76L145 75V79ZM223 78V77H222ZM61 79V78H60ZM68 79V78H67ZM80 79V78H79ZM148 79H149V77H148ZM147 79V80H148ZM225 79V78H224ZM243 79V78H242ZM256 79V78H255ZM259 79V78H258ZM172 80V79H171ZM211 80V79H210ZM250 80V79H249ZM254 80V79H253ZM50 81V80H49ZM52 81V80H51ZM54 81H55V79H54ZM53 81V82H54ZM65 81H67V80H65ZM121 81V80H120ZM139 81H141V80H139ZM142 81H143V79H142ZM224 81V80H223ZM245 81V80H244ZM254 81H256V80H254ZM260 81V80H259ZM258 81V82H259ZM263 81V80H262ZM261 81V82H262ZM68 82V81H67ZM117 82V81H116ZM221 82V81H220ZM234 82V81H233ZM261 82H259V87H260V83ZM50 83V82H49ZM55 83V82H54ZM56 83H58L57 81H56ZM129 83H130V81H129ZM139 83V82H138ZM241 83H243V82H241ZM245 83V82H244ZM249 83V82H248ZM171 84V83H170ZM253 84V83H252ZM264 84V83H263ZM262 84V86H264ZM51 85V84H50ZM49 85V86H50ZM53 86H54V84H52ZM51 85V86H52ZM61 85H64V84H62L61 83ZM65 85H66V83H65ZM100 85V84H99ZM125 85V84H124ZM129 85V84H128ZM237 85V84H236ZM245 85H246V83H245ZM248 85V84H247ZM251 85V84H250ZM50 86V87H51ZM66 86H68V85H66ZM65 86V87H66ZM115 86V85H114ZM179 86H181V84L179 85ZM240 86V85H239ZM54 87H56V86H54ZM59 87H61V86H59ZM63 87V86H62ZM76 87V86H75ZM112 88V87H111ZM126 88V87H125ZM209 88V87H208ZM248 88H249V85H248ZM50 89H52V88H50ZM60 89H61V91H63V90H65L64 88H63V90H62V88H59V90L58 91H60ZM71 89V88H70ZM102 89V88H101ZM113 89H114V87H113ZM129 89V88H128ZM150 89V88H149ZM174 89H175V87H174ZM206 89V88H205ZM215 89V88H214ZM254 89V88H253ZM53 90V92H54V89H52ZM66 90H67V88H66ZM69 90V89H68ZM122 90V89H121ZM141 90V89H140ZM151 90H152V87H151ZM160 90V89H159ZM196 90V89H195ZM207 90V89H206ZM237 90V89H236ZM256 90H259V89H256ZM262 90V89H261ZM260 90V91H261ZM50 91V90H49ZM83 91V90H82ZM155 91H157V93L158 92H160V91H158V90H155ZM209 91V90H208ZM229 91V90H228ZM233 91V90H232ZM235 91V90H234ZM253 91H255V90H253ZM263 91V90H262ZM52 92V91H51ZM57 92V91H56ZM55 92V93H56ZM203 92H204V90H203ZM207 92V91H206ZM240 92V91H239ZM257 92V91H256ZM37 93V95H35ZM46 93V92H45ZM65 93H66V91H65ZM64 92H63V94H65ZM113 93V92H112ZM127 93H129L128 92V90L125 92V94H127ZM147 93V92H146ZM161 93V92H160ZM245 93V92H244ZM253 93V92H252ZM47 94V93H46ZM49 94V93H48ZM57 94H59V92L57 93ZM61 94V93H60ZM116 94V93H115ZM193 94V93H192ZM209 94V93H208ZM227 94V93H226ZM230 94V93H229ZM238 94V93H237ZM240 94V93H239ZM251 94V93H250ZM258 94V93H257ZM50 95H51V93H50ZM144 95V94H143ZM163 95V94H162ZM162 95H161V97H162ZM165 95V94H164ZM163 95V96H164ZM171 95V94H170ZM169 95V96H170ZM197 95H198V93H197ZM199 95H200V93H199ZM207 95V94H206ZM221 95V94H220ZM234 95H235V93H234ZM244 95V94H243ZM256 95V94H255ZM259 95V94H258ZM46 96V95H45ZM65 96V95H64ZM115 96V95H114ZM149 96V95H148ZM151 96V95H150ZM193 96V95H192ZM223 96V95H222ZM227 96V95H226ZM225 96V97H226ZM238 96V95H237ZM260 96V95H259ZM55 96H53V98H54ZM58 97H59V95H58ZM61 97V96H60ZM71 97V96H70ZM103 97V96H102ZM128 97V96H127ZM167 97V96H166ZM201 97L202 98H204L202 95H201ZM208 97V96H207ZM211 97H213V96H211ZM221 97V96H220ZM248 97V96H247ZM252 97V96H251ZM261 97V96H260ZM263 97V96H262ZM51 98H52V96H51ZM57 98V97H56ZM113 98V97H112ZM138 98V97H137ZM172 98V97H171ZM222 98V97H221ZM220 98V99H221ZM126 99V98H125ZM133 99V98H132ZM148 99V98H147ZM173 99H174V97H173ZM207 99V98H206ZM211 99H213V98H211ZM219 99V100H220ZM224 99V98H223ZM236 99V98H235ZM245 99H246V97H245ZM262 99V98H261ZM57 100V99H56ZM61 100V99H60ZM63 100V99H62ZM61 100V101H62ZM129 100V99H128ZM135 100V99H134ZM134 100H133V102H134ZM154 100H155V98H154ZM153 100V102H155ZM197 100V99H196ZM243 100H244V98H243ZM258 100V99H257ZM260 100V99H259ZM48 101V100H47ZM46 101V102H47ZM53 101V100H52ZM126 101H127V99H126ZM150 101V100H149ZM200 101H201V99H200ZM199 101V102H200ZM208 101V100H207ZM218 101V100H217ZM217 101H214V102H217ZM227 101V100H226ZM231 101V100H230ZM253 101V100H252ZM56 102V101H55ZM54 102V103H55ZM58 102V101H57ZM56 102V103H57ZM63 102V101H62ZM61 102V103H62ZM64 102H65V100H64ZM94 102H96V101H94ZM135 102H137V101H135ZM142 103H144L145 102V97H144V100H143V97H142V101H141ZM151 103L149 104L148 102H146L147 104H149V105H151V104H157V103H153L152 102V100L150 101ZM183 102V101H182ZM182 102H180L176 107L174 106V107H170L169 109V119H170V125H171V128L170 129H168V130H166L165 131V134L163 133H161L162 135H163V137L162 138H160L161 137V135L158 133L159 131H157V132H155L156 134H157V136H158V134L160 135L159 136V141H156L155 143V145H154V147L152 148V147H150L149 145L147 146V144L145 143V145L147 146H145V148H144V146H137V147H134L132 150L130 149V151H129V149H128V145L126 144V146H125V144L123 145L124 146V148L125 149H122L121 150V153L123 152L125 155H123V158H122V160H121V153H120V151L118 150V148H116L118 151H119V153H120V157H119V159L118 158H116L115 156H117V155H114V151H113V155H114V158L115 159H108L109 161H106L105 162V164H104V167H102V169H100V170H98V171H96V173H95V175H97V177L99 176L100 178H101V182H102V184L100 185V186H102V187H100V188H98V189H96V191H93L92 189L90 190V188H89V191L87 192H85L82 196H84L83 198H82V200H81V204L80 205H78L77 207H76V209L74 210L75 212L72 214V215H70V212L68 213V219L66 220V224H65V226L63 227V228H57V230L56 231H54V230H51V231H48V233H47V235L49 236L48 238H46L48 241H46V243H45V245L44 246H46V248H44V247H42V246H39V244H40V242L39 241H37L36 242V244L34 245V247H32L33 248V250H31V253L30 254H32V256L29 258V260H31L34 264H87V262H88V264H89V261L88 260H91V259H93V258H95L96 256H99V255H101V259H100V261H99V263H103L104 262V259L106 258V257H108L109 256V253H110V251H113V249H115V248H119V247H121V246H119V245H124V243L126 242V240H127V238L129 237H125V238H122L123 236H127V235H129L130 234V231H126V229H127V224H128V222L129 221H133V220H138L139 218L136 216V215H133L130 211L131 210H135V206H138L137 205V203H139L138 201H139V198H144L145 199V196L147 195V193H145V188L147 187V185L148 186H151V184L153 183L152 181V183L150 182L149 183V179H150V177L152 176L151 174H152V172H153V169L152 168H154V165L156 164V162L157 161H159L158 159L161 157V154H162V152L164 151V149H165V146H166V144H167V142L170 140V138L172 137L171 136V131H173L174 129H176L177 127H178V123H181V119L183 118L182 117V115H181V110L183 109L182 108ZM233 102V101H232ZM240 102H241V100H240ZM251 102V101H250ZM253 102H255V101H253ZM258 102V101H257ZM261 102V101H260ZM48 103V102H47ZM51 103V102H50ZM130 103V102H129ZM158 103L160 104V110L163 112V111H165V112H167L168 113V105H167V102L166 101H162V100H159L158 101ZM192 103V102H191ZM195 103V102H194ZM205 103V102H204ZM221 103V102H220ZM229 103V102H228ZM228 103H226V104H228ZM236 103V102H235ZM256 103V102H255ZM58 104V103H57ZM89 104V103H88ZM187 104V103H186ZM190 104V103H189ZM200 104H202V103H200ZM207 104V103H206ZM216 104H218V103H216ZM233 104V103H232ZM232 104H229L230 106L232 105ZM251 104V103H250ZM249 104V105H250ZM260 104V103H259ZM45 105H47V104H45ZM60 105V104H59ZM133 105V104H132ZM135 105H136V103H135ZM138 105V104H137ZM153 105V106H154ZM254 105V104H253ZM54 106H56V105H54ZM58 106V105H57ZM62 106V105H61ZM64 106V105H63ZM107 106H108V104H107ZM127 106V105H126ZM145 106H147V105H145V103H144V107ZM152 106V105H151ZM192 106V105H191ZM193 106H194V104H193ZM192 106V107H193ZM255 106H256V104H255ZM261 106V105H260ZM117 107V106H116ZM133 107V106H132ZM141 107V106H140ZM189 107V106H188ZM196 107V106H195ZM204 107V106H203ZM203 107H201V109L203 108ZM243 107V106H242ZM252 107V106H251ZM257 107H259V106H257ZM55 108V107H54ZM58 108V109H57ZM56 109L57 110H61L62 109V107H61V109H59V107H57ZM128 108V106L126 107V109ZM130 108V109H129ZM129 108L127 109V110H131V106H129ZM147 108V107H146ZM191 108V107H190ZM209 108V107H208ZM232 108H233V106H232ZM235 108V107H234ZM48 109V108H47ZM107 109V108H106ZM133 109V108H132ZM148 109H149V107H148ZM150 109H152V108H150ZM193 109V108H192ZM201 109H199V110H201ZM205 109V108H204ZM217 109V108H216ZM219 109V108H218ZM255 109V108H254ZM48 110H50V109H48ZM209 110V109H208ZM238 110V109H237ZM246 110V109H245ZM259 110H261V109H259ZM51 111V110H50ZM52 111H53V109H52ZM54 111H55V109H54ZM66 111V110H65ZM74 111V110H73ZM110 111V110H109ZM149 111H151V110H149ZM153 111V110H152ZM151 111V112H152ZM187 111H188V109H187ZM187 111H185V112H187ZM207 111V110H206ZM214 111V110H213ZM244 111V110H243ZM252 111H254V110H252ZM263 111H264V108H263ZM48 112V111H47ZM56 112V111H55ZM64 112V111H63ZM67 112V111H66ZM68 112H69V110H68ZM191 112V111H190ZM197 112H199V111H197ZM197 112H195L194 111V113L196 114ZM209 112V111H208ZM233 112V111H232ZM262 112V111H261ZM51 113V112H50ZM58 113H59V111H58ZM116 113V112H115ZM136 113V112H135ZM200 113V112H199ZM223 113V112H222ZM222 113H221V115H222ZM231 113V112H230ZM238 113V112H237ZM249 113V112H248ZM254 113V112H253ZM52 114H55L54 112L52 113ZM129 114V113H128ZM219 114H220V112H219ZM234 114V113H233ZM242 115H243V113H241ZM60 115V114H59ZM65 115V114H64ZM133 115V114H132ZM216 115V114H215ZM230 115V114H229ZM232 115V114H231ZM253 115H256V114H253ZM49 116V115H48ZM56 116V115H55ZM70 116V115H69ZM193 116V115H192ZM198 116V115H197ZM217 116H219V115H217ZM224 116V115H223ZM244 116H245V114H244ZM51 117V116H50ZM59 117V116H58ZM109 117V116H108ZM128 117H131L130 115H128ZM142 117V116H141ZM188 117V116H187ZM205 117V116H204ZM216 117V116H215ZM220 117H222V116H220ZM231 117V116H230ZM257 117V116H256ZM264 117V116H263ZM52 118H54L53 117V115H52ZM111 118V117H110ZM132 118V117H131ZM134 119H136L135 117H133ZM139 118V117H138ZM234 118V117H233ZM242 118V117H241ZM47 119V118H46ZM69 119V118H68ZM114 119V118H113ZM126 119V118H125ZM148 119V118H147ZM190 119V118H189ZM208 119H209V117H208ZM73 120V119H72ZM100 120V119H99ZM120 120V119H119ZM132 120V119H131ZM151 120V121H150ZM150 122H152V119H151V117H150ZM188 120V119H187ZM221 120H223V118H221ZM228 120V119H227ZM242 120V119H241ZM244 120V119H243ZM43 121V120H42ZM57 121V119H55V122ZM61 121H63L62 119H61ZM68 121V120H67ZM133 121V120H132ZM135 121V120H134ZM137 121V120H136ZM193 121V120H192ZM202 121V119L200 120V122ZM212 121V120H211ZM220 121V120H219ZM224 121V120H223ZM223 121H222V124H223ZM232 121V120H231ZM234 121V120H233ZM51 122V121H50ZM49 122V123H50ZM57 122H59V120L57 121ZM57 122H56V124H57ZM125 122V121H124ZM188 122H191V121H188ZM209 122V121H208ZM207 122V123H208ZM228 122V121H227ZM255 122V121H254ZM42 123V122H41ZM76 123V122H75ZM109 123V122H108ZM112 123V122H111ZM133 123V122H132ZM135 123V122H134ZM153 123V122H152ZM202 123H203V121H202ZM217 123H218V121H217ZM233 123V122H232ZM239 123V122H238ZM65 124H66V122H65ZM149 125V123H146V125ZM206 124V123H205ZM235 124V123H234ZM251 124V123H250ZM129 125V124H128ZM137 125V124H136ZM135 125V126H136ZM203 125V124H202ZM241 125V124H240ZM251 125H254V124H251ZM42 126V125H41ZM44 126H45V124H44ZM43 126V127H44ZM59 126H63L62 125V123H61V125H59ZM95 126V125H94ZM134 126V127H135ZM144 126V125H143ZM193 126H194V124H193ZM199 126V125H198ZM201 126V125H200ZM204 126V125H203ZM232 126H233V124H232ZM249 126V125H248ZM55 127V126H54ZM65 127H69L68 125H66ZM142 127V126H141ZM146 127H148V126H146ZM160 127V126H159ZM158 127V128H159ZM220 127V126H219ZM227 127V126H226ZM231 127V126H230ZM243 127V126H242ZM250 127V126H249ZM252 127V126H251ZM260 127V126H259ZM150 128V126L148 127V129ZM197 128V127H196ZM203 128V127H202ZM235 128V127H234ZM238 128H239V126H238ZM257 128V127H256ZM37 129V130H36ZM41 129V128H40ZM46 129V128H45ZM131 129V128H130ZM161 129V128H160ZM208 129V128H207ZM228 129H229V127H228ZM258 129V128H257ZM260 129V128H259ZM144 130L145 129H143V133H144ZM150 130V129H149ZM154 129H152L151 131H153ZM193 130V129H192ZM37 131V132H36ZM87 131V130H86ZM109 131V130H108ZM146 131H147V128H146ZM150 131V132H151ZM176 131V130H175ZM174 131V132H175ZM200 131V130H199ZM202 131V130H201ZM232 131V130H231ZM241 131V130H240ZM255 131V130H254ZM49 132H50V130H49ZM48 132V133H49ZM52 132V131H51ZM62 132H65V131H63L62 130ZM105 132V131H104ZM126 132H128V131H126ZM125 132V135L127 134ZM176 132H178V131H176ZM229 132V131H228ZM235 132H236V130H235ZM247 132V131H246ZM250 132V131H249ZM249 132H248V134H249ZM45 133V135H46V133L47 132H44ZM66 133V132H65ZM70 133H71V131H70ZM89 133V132H88ZM120 133V132H119ZM130 133V132H129ZM179 133V132H178ZM207 133V132H206ZM72 134V133H71ZM74 134V133H73ZM132 134V133H131ZM175 134V133H174ZM208 134V133H207ZM243 134H244V132H243ZM255 134V133H254ZM53 135H54V133H53ZM77 135V134H76ZM152 135V134H151ZM155 135V134H154ZM153 135V136H154ZM232 135V134H231ZM233 135H234V132H233ZM237 135V134H236ZM250 135V134H249ZM259 135V134H258ZM260 135H262V134H260ZM57 136V135H56ZM127 136L128 135H126V137L125 138H127ZM132 136V135H131ZM130 136V134H129V136H128V138L129 137H131ZM192 136V135H191ZM196 136V135H195ZM238 136V135H237ZM247 136V138H248V135H246ZM46 137V136H45ZM71 137V136H70ZM122 137V136H121ZM133 137V136H132ZM131 137V138H132ZM145 137H147V136H145ZM148 137H149V135H148ZM252 137V136H251ZM255 137V136H254ZM263 137V136H262ZM57 138V137H56ZM65 138H66V136H65ZM69 138V137H68ZM77 138V137H76ZM131 138H129V139H131ZM134 138V137H133ZM191 138V137H190ZM207 139H208V137H206ZM243 138V137H242ZM145 139V138H144ZM146 139H148V138H146ZM156 139H157V137H156ZM202 139V138H201ZM200 139V140H201ZM214 139V138H213ZM217 139V138H216ZM236 139V138H235ZM241 139V138H240ZM244 139H246L245 137H244ZM255 139H256V137H255ZM257 139H258V137H257ZM259 139H260V137H259ZM262 139H264V138H262ZM103 140V139H102ZM105 140V139H104ZM126 140V139H125ZM150 140V139H149ZM237 140V139H236ZM248 140V139H247ZM106 141H108V140H106ZM144 141H146V142H148L147 140H144ZM144 141H143V143H144ZM171 141V140H170ZM196 141V140H195ZM235 141V140H234ZM243 141V140H242ZM59 140H56L55 141V143H53L52 145H51V149H54L55 150V153H56V155H51V156H54V157H57L58 159H62V157L60 156V158H59V154H58V152L61 150L62 151V149L63 150H65V148H67V146H69V145H67L66 147H65V144H60L59 145ZM66 142H69V140H66L64 143H66ZM84 142H85V140H84ZM112 142H115V141H112ZM112 142H111V144H108L109 142H107V144H105V141H104V144L107 146V148H108V145L110 146V145H112ZM193 142V141H192ZM203 142V141H202ZM244 142H245V140H244ZM16 143V144H15ZM58 143V144H57ZM82 143V142H81ZM119 144H120V142H118ZM124 143H127L126 141L124 142ZM200 143V142H199ZM213 143V142H212ZM218 143V142H217ZM260 143V142H259ZM262 143V142H261ZM69 144H70V142H69ZM79 144H80V142H79ZM116 144V143H115ZM152 144H154V142L152 143ZM235 144H237V143H235ZM264 144V143H263ZM82 144H80L79 146H76V147H80ZM143 145V144H142ZM217 145V144H216ZM73 146V145H72ZM83 146V145H82ZM117 146V145H116ZM119 146V145H118ZM197 146L199 147H201V145L199 144L198 145V143H197ZM203 146V145H202ZM210 146V145H209ZM236 146V145H235ZM17 147V146H16ZM70 147H71V145H70ZM194 147V146H193ZM14 149H15V147H13ZM25 148V147H24ZM195 148V147H194ZM193 148V149H194ZM204 148H206V147H204ZM219 148V147H218ZM11 149V148H10ZM14 149H11V151H13ZM78 149H80V148H78ZM77 149V150H78ZM113 150L114 149V147L113 148H108L107 150V153H108V155H109V153H111V152H109V150ZM150 149H152V150H150ZM201 149V148H200ZM236 149H237V147H236ZM18 150V149H17ZM24 150V149H23ZM53 150V151H54ZM67 150H69V153H71V155L70 156H75L73 153H75L77 150H74L73 148H72V150L71 149H67ZM110 150V151H111ZM148 150H150V151H148ZM201 150H203V149H201ZM206 150H207V148H206ZM206 150H205V152H206ZM208 150H209V147H208ZM9 151V150H8ZM16 151V149L14 150V152ZM19 151V150H18ZM17 151V152H18ZM22 151V150H21ZM52 151V150H51ZM195 151V150H194ZM193 151V152H194ZM23 152V151H22ZM26 152V151H25ZM64 152H66V151H64ZM64 152H61V153H64ZM129 152V153H128ZM209 152V151H208ZM19 154H20V152H18ZM24 153V152H23ZM92 153V152H91ZM122 153V154H123ZM195 153V152H194ZM198 153V152H197ZM209 153H211V152H209ZM10 154H12V152H10ZM9 154V155H10ZM16 154V153H15ZM73 154V155H72ZM196 154V153H195ZM203 154H204V152H203ZM207 154V153H206ZM18 155V154H17ZM21 155V154H20ZM19 155V156H20ZM61 155V154H60ZM63 155V154H62ZM112 155V154H111ZM211 155V154H210ZM6 156H7V154H6ZM10 156H15L16 157V155H10ZM18 156V157H19ZM24 156V155H23ZM45 156V155H44ZM84 156V155H83ZM110 156V155H109ZM192 156V155H191ZM194 156V155H193ZM203 156V155H202ZM216 156H218V155H216ZM79 157V156H78ZM91 157V156H90ZM95 157V156H94ZM211 157H215V156H211ZM210 157V158H211ZM219 157V156H218ZM222 157V156H221ZM0 158H2V157H0ZM12 158V157H11ZM46 158V157H45ZM187 158V157H186ZM194 158V157H193ZM206 158V157H205ZM224 158V156L222 157V159ZM12 159H14V158H12ZM16 159H17V157H16ZM15 159V160H16ZM20 159H21V157H20ZM50 159L51 158H49V159H45L46 161V163H49V161H50ZM95 159V158H94ZM192 159V158H191ZM190 159V160H191ZM221 159V160H222ZM15 160L13 161V163L15 162ZM65 160V159H64ZM63 160V161H64ZM67 160V159H66ZM212 160V159H211ZM20 161V160H19ZM39 161V160H38ZM72 161V160H71ZM71 161H69V163L71 162ZM83 161H84V159H83ZM192 161V160H191ZM195 161V160H194ZM234 161V160H233ZM236 161V160H235ZM10 162H11V160H10ZM27 162V161H26ZM31 162V161H30ZM41 162V161H40ZM56 162V161H55ZM65 162V161H64ZM75 162V161H74ZM85 162V161H84ZM209 162V161H208ZM217 162L218 161H216V163L215 162H213L214 164H215V166H216V164H217ZM222 161H220L219 163H221ZM237 162V161H236ZM24 163H25V160H24ZM35 163V162H34ZM42 163V162H41ZM4 164V163H3ZM11 164V163H10ZM15 164V163H14ZM86 164V163H85ZM193 164H195V165H198L196 162L195 163H193ZM204 164V163H203ZM203 164H200V166L201 165H203ZM222 164V163H221ZM220 164V165H221ZM226 164V163H225ZM231 164V163H230ZM235 164H237V163H235ZM239 164V163H238ZM0 165H2V164H0ZM31 165V164H30ZM29 165V166H30ZM39 165V164H38ZM47 165V164H46ZM45 165V166H46ZM64 165V164H63ZM66 165V164H65ZM72 165H76V164H72ZM77 165L79 166V165H81L80 163L78 164L77 163ZM210 164H208V166H209ZM213 165V164H212ZM211 165V166H212ZM219 165V164H218ZM217 165V166H218ZM36 166V165H35ZM49 167H51V168H56V165H55V163H49V165H48ZM81 166H83V165H81ZM216 166V167H217ZM224 166V165H223ZM232 166V165H231ZM235 166V165H234ZM38 167H41V166H38ZM37 167V168H38ZM73 167H75V166H73ZM92 168H93V166H91ZM210 167V166H209ZM219 167V166H218ZM229 167V166H228ZM33 168H34V166H33ZM32 168V169H33ZM42 168V167H41ZM41 168H38V169H40V170H42ZM47 168V167H46ZM78 168V167H77ZM80 168H83V167H80ZM92 168H90V169H92ZM208 168V167H207ZM206 168V169H207ZM236 168V167H235ZM35 169V168H34ZM86 169V168H85ZM97 169V168H96ZM96 169H92L91 171H92V173L96 170ZM150 169H151V172H150ZM39 170V171H40ZM89 170V169H88ZM210 169H208V171H209ZM214 170V169H213ZM28 170H26V172H27ZM30 171V170H29ZM28 171V172H29ZM76 171H78V170H76ZM76 171H74V172H76ZM85 171V170H84ZM86 171H87V169H86ZM82 173L83 171H79L78 172V174L79 173ZM148 172H150V174L148 173ZM198 172V171H197ZM37 173V172H36ZM80 173V174H81ZM170 173V172H169ZM24 174V173H23ZM25 174H27V173H25ZM24 174V175H25ZM31 174V173H30ZM29 174V175H30ZM74 174V173H73ZM77 174V173H76ZM78 174L77 175H75L74 174V176H78ZM197 174V173H196ZM163 175V174H162ZM193 175H194V173H193ZM198 175V174H197ZM209 175V174H208ZM5 176V175H4ZM83 175H81V177H82ZM85 176V175H84ZM91 176V175H90ZM190 176V175H189ZM199 176V175H198ZM204 176V175H203ZM210 176V175H209ZM11 177V176H10ZM30 177V176H29ZM86 177H88V174H87V172H86ZM174 177V176H173ZM181 177V176H180ZM192 177V176H191ZM206 177H207V175H206ZM33 178H35L34 176H33ZM32 178V179H33ZM92 178V177H91ZM90 178V179H91ZM164 178V177H163ZM190 178V177H189ZM3 179H4V177H3ZM10 179V178H9ZM23 179V178H22ZM31 179V180H32ZM49 179V178H48ZM75 181H76V179H77V181H78V177L75 179V178H73ZM83 179H85V178H83ZM195 179V178H194ZM197 179V178H196ZM195 179V180H196ZM200 179V178H199ZM39 180V179H38ZM37 180V181H38ZM50 180V179H49ZM68 180H70V178L68 179ZM86 180H87V178H86ZM96 180V179H95ZM165 180V179H164ZM14 181V180H13ZM17 181V180H16ZM21 181H23V180H21ZM40 181V180H39ZM98 181V180H97ZM167 181V180H166ZM172 181V180H171ZM188 181V180H187ZM186 181V182H187ZM6 182V181H5ZM70 182H72V181H70ZM168 182V181H167ZM184 182V181H183ZM191 183H192V181H190ZM248 182V181H247ZM17 183V182H16ZM30 183V182H29ZM36 183V182H35ZM46 183V182H45ZM77 183V182H76ZM171 183H173V182H171ZM249 183H250V181H249ZM253 183V182H252ZM251 183V184H252ZM0 184H2V183H0ZM78 184V183H77ZM98 184H99V181H98ZM97 184V185H98ZM188 184V183H187ZM203 184V183H202ZM242 184V183H241ZM250 184V185H251ZM28 185H30V184H28ZM37 185V184H36ZM35 185V186H36ZM83 185V184H82ZM254 185V184H253ZM252 185V186H253ZM85 186H87V185H85ZM90 186V185H89ZM92 186V185H91ZM161 186H163V185H161ZM166 186V185H165ZM186 186V185H185ZM188 186V185H187ZM194 186V185H193ZM205 186V185H204ZM33 187V186H32ZM63 187H65V185H63ZM84 187V186H83ZM94 187V186H93ZM152 187V186H151ZM168 187V186H167ZM179 187V186H178ZM244 187V186H243ZM34 188V187H33ZM36 188V187H35ZM39 188V187H38ZM67 188H69V189H71V187L69 186V187H67ZM31 189V188H30ZM37 189V188H36ZM40 189V188H39ZM68 189V190H69ZM151 189H154L153 187L151 188ZM157 189V188H156ZM160 189V188H159ZM165 189V188H164ZM168 189V188H167ZM167 189H166V191H167ZM200 189V188H199ZM45 192H43L44 194H45V196H46V199L44 200V201H46V200H48V198H47V192H48V190L47 189H43ZM60 190H62V188L60 189ZM64 190V189H63ZM202 190V189H201ZM205 190V189H204ZM259 190V189H258ZM56 191V190H55ZM147 191V190H146ZM152 191V190H151ZM150 191V192H151ZM154 191V190H153ZM195 191V190H194ZM198 190H196V192H197ZM236 191V190H235ZM71 192V191H70ZM205 192V191H204ZM203 192V193H204ZM250 192V191H249ZM37 193V192H36ZM60 193L61 192H59L58 194L57 193H55L56 195V197H57V195H60ZM66 193H68V192H66ZM157 193V192H156ZM186 193V192H185ZM194 193V192H193ZM198 193H200V192H198ZM202 193V192H201ZM240 193V192H239ZM65 194V193H64ZM161 194V193H160ZM165 194V193H164ZM210 194V193H209ZM20 195V194H19ZM68 195H69V193H68ZM87 195H88V197H87ZM159 195V194H158ZM157 195V196H158ZM54 196V195H53ZM61 196H63V195H61ZM77 196V195H76ZM160 196V195H159ZM191 196V195H190ZM198 196V195H197ZM211 196V195H210ZM237 196V195H236ZM252 196V195H251ZM262 196V195H261ZM151 197H153V196H151ZM169 197H171V196H169ZM199 197V196H198ZM243 197H245L246 198V196H243ZM16 198V197H15ZM14 198V199H15ZM20 198V197H19ZM52 198H54V197H52ZM58 198V197H57ZM196 198V197H195ZM201 198V197H200ZM159 199V198H158ZM201 199H203V197L201 198ZM247 199H248V197H247ZM254 199V198H253ZM256 199V198H255ZM259 199V198H258ZM19 200V199H18ZM59 200V199H58ZM160 200H162V198L160 199ZM180 200V199H179ZM191 200V199H190ZM236 200V199H235ZM146 201V200H145ZM159 201V200H158ZM184 201H185V199H184ZM192 201V200H191ZM201 201V200H200ZM230 201V200H229ZM259 201V200H258ZM155 202V201H154ZM179 202V201H178ZM199 202V201H198ZM203 202H204V199H203ZM205 202H206V199H205ZM256 202H257V200H256ZM57 203H58V201H57ZM149 203V202H148ZM163 203H165V202H163ZM180 203V202H179ZM208 203V202H207ZM212 203V202H211ZM229 203V202H228ZM245 203H246V200H245ZM252 203H253V201H252ZM145 204V203H144ZM158 204V203H157ZM174 204V203H173ZM232 204V203H231ZM246 204H248V203H246ZM254 204V203H253ZM200 205V204H199ZM203 205V204H202ZM244 205V204H243ZM250 205V204H249ZM255 205V204H254ZM259 205V204H258ZM257 205V206H258ZM264 205V204H263ZM161 206V205H160ZM212 206V205H211ZM232 206V205H231ZM257 206L255 207V209L257 208ZM59 207V206H58ZM142 207V206H141ZM203 207H205V205L203 206ZM214 207V206H213ZM230 207V206H229ZM233 207V206H232ZM250 207V206H249ZM142 208H144V207H142ZM152 208V207H151ZM176 208V207H175ZM208 208H211V207H208L207 206V209ZM222 208V207H221ZM227 208V207H226ZM225 208V209H226ZM140 209V208H139ZM147 209V208H146ZM168 209V207H162V212L164 211V210H167ZM213 209V208H212ZM229 209V208H228ZM228 209H226V210H228ZM231 209V208H230ZM262 209H264V207L262 208ZM39 210H40V208H39ZM149 210V209H148ZM151 210V209H150ZM216 210V209H215ZM218 210H219V208H218ZM221 210V209H220ZM239 210V209H238ZM155 211V210H154ZM210 211H211V209H210ZM217 211V210H216ZM223 211V210H222ZM229 211V210H228ZM233 211H235V210H233ZM243 211V210H242ZM248 212H249V210H247ZM260 211V210H259ZM137 212H139V211H137ZM149 212V211H148ZM153 212V211H152ZM214 213H215V211H213ZM250 212H252V213H255V212H253V210L251 209L250 210ZM37 213V212H36ZM136 213V212H135ZM151 212H149V214H150ZM154 213V212H153ZM152 213V214H153ZM158 213V212H157ZM211 213V212H210ZM217 213H218V211H217ZM228 214H229V212H227ZM236 213V212H235ZM260 213V212H259ZM262 213H264V212H261V214ZM64 214V213H63ZM145 214V213H144ZM147 214V213H146ZM156 214V213H155ZM159 214V213H158ZM160 214H161V212H160ZM159 214V215H160ZM213 214V213H212ZM232 214V213H231ZM234 214V213H233ZM256 214V213H255ZM138 215V214H137ZM164 215V214H163ZM213 215H215V214H213ZM219 215V214H218ZM224 215H226V212L224 213ZM230 215V214H229ZM237 215V214H236ZM235 215V216H236ZM259 215V214H258ZM258 215H256V216H258ZM263 215V214H262ZM148 216V215H147ZM208 216V215H207ZM231 216V215H230ZM244 216V215H243ZM248 216V215H247ZM255 216V217H256ZM12 217V216H11ZM140 217V216H139ZM143 217V216H142ZM148 217H150V216H148ZM154 217V216H153ZM210 217V216H209ZM233 217V216H232ZM237 217V216H236ZM242 217V216H241ZM253 217V216H252ZM258 217H260V216H258ZM146 218V217H145ZM155 218V217H154ZM219 218V217H218ZM239 218V217H238ZM153 219V218H152ZM161 219H162V216H161ZM229 219V218H228ZM246 219V218H245ZM254 219V218H253ZM260 219V218H259ZM56 220V219H55ZM127 220H129V221H127ZM146 220V219H145ZM168 220V219H167ZM205 220V219H204ZM212 220V219H211ZM230 220H231V218H230ZM239 220H241V219H239ZM165 221V220H164ZM229 221V220H228ZM236 221V220H235ZM56 222V221H55ZM199 222V221H198ZM205 222H206V220H205ZM232 222H233V220H232ZM249 222V221H248ZM247 222V223H248ZM262 222V221H261ZM34 223V222H33ZM157 223H159V221H157ZM263 223V222H262ZM13 224V223H12ZM29 224V223H28ZM199 224V223H198ZM235 224V223H234ZM245 224V223H244ZM162 225V224H161ZM183 225V224H182ZM185 225V224H184ZM200 225V224H199ZM259 225V224H258ZM37 226H39V225H37ZM262 226V225H261ZM18 227V226H17ZM62 227V226H61ZM148 227H150V228H153L154 230H157L158 228H159V225H156V223L155 222H152L151 223V225L150 226H148ZM147 227V228H148ZM187 227V226H186ZM254 227H256V226H254ZM263 227V226H262ZM261 227V228H262ZM135 228V227H134ZM138 228V227H137ZM228 228V227H227ZM248 228V227H247ZM246 228V229H247ZM128 229H130V228H128ZM149 229V228H148ZM160 229V228H159ZM166 229V228H165ZM225 230V229H224ZM258 230V229H257ZM39 231H41V230H39V229H37L36 231H33L32 233L34 234V235H40L41 233H39L38 234V232ZM161 231V230H160ZM181 231H183V230H181ZM230 231V230H229ZM232 231V230H231ZM248 231V230H247ZM251 231V230H250ZM261 231V230H260ZM262 231H264V230H262ZM17 232H19V231H17ZM200 232V231H199ZM211 232V231H210ZM234 232V231H233ZM236 232H238V231H236ZM244 232V231H243ZM249 232V231H248ZM37 233V234H36ZM110 233H111V235H110ZM134 233V232H133ZM165 233V232H164ZM193 233V232H192ZM197 233V232H196ZM241 233V232H240ZM254 233V232H253ZM264 233V232H263ZM16 234V233H15ZM183 234H184V232H183ZM244 234V233H243ZM119 235H122V237H119V240H117V237L119 236ZM157 235V234H156ZM160 235V234H159ZM166 235V234H165ZM247 235V234H246ZM45 236V235H44ZM43 236V237H44ZM149 236H151V235H149ZM155 236V235H154ZM153 236V237H154ZM198 236H199V234H198ZM210 236V235H209ZM17 237V236H16ZM132 238H131V240H137V241H134V242H132V246L133 247H130V248H135V251L134 252H136V249H137V247L139 246V243H141V242H138L139 241V237H137V235H132L131 236ZM179 237V236H178ZM197 237V236H196ZM203 237V236H202ZM255 237V236H254ZM151 238V237H150ZM161 237H159V240H161L160 239ZM204 238V237H203ZM202 238V239H203ZM140 239H144V237L142 236V237H140ZM168 239H169V237H168ZM188 239V238H187ZM210 239H211V237H210ZM220 239H222V238H220ZM191 240V239H190ZM214 240H216V239H214ZM247 240V239H246ZM152 241V240H151ZM157 241V240H156ZM155 241V242H156ZM198 241V240H197ZM212 241H213V239H212ZM211 241V242H212ZM147 242V241H146ZM149 242V241H148ZM154 242V243H155ZM180 242V241H179ZM191 242V241H190ZM207 242V241H206ZM216 242V241H215ZM234 242V241H233ZM131 243V242H130ZM152 243V242H151ZM150 243V244H151ZM158 243V242H157ZM160 243V242H159ZM173 243V242H172ZM177 243V242H176ZM207 243H209V242H207ZM156 244V243H155ZM183 244V243H182ZM193 244V243H192ZM153 245V244H152ZM157 245V244H156ZM158 245H160V244H158ZM161 245H162V243H161ZM165 245H167V244H165ZM165 245H163V246H165ZM221 245V244H220ZM151 246V245H150ZM168 246V248L170 247V244L169 245H167ZM172 246V245H171ZM149 247V246H148ZM152 247V246H151ZM166 247V246H165ZM195 247H196V245H195ZM202 247H204V246H202ZM12 248V247H11ZM122 248V247H121ZM161 248V247H160ZM187 248V247H186ZM197 248V247H196ZM201 248V247H200ZM199 248V249H200ZM146 249V248H145ZM154 249V248H153ZM164 249V248H163ZM167 249V248H166ZM213 249V248H212ZM218 249V248H217ZM12 250V249H11ZM14 250V249H13ZM116 250V249H115ZM114 250V251H115ZM125 250V249H124ZM123 250V252H122V254H121V251H120V254L121 255H123L124 254V251ZM148 250V249H147ZM177 250V249H176ZM187 250V249H186ZM16 252H17V250H15ZM14 251V252H15ZM113 251V252H114ZM118 251V250H117ZM116 251V252H117ZM139 251H140V249H139ZM154 251H155V249H154ZM153 251V252H154ZM163 251V250H162ZM167 251V250H166ZM170 251V250H169ZM217 251V250H216ZM132 252V251H131ZM144 252V251H143ZM142 252V253H143ZM178 252H179V250H178ZM187 252V251H186ZM191 252V251H190ZM233 252H234V254L235 255H237V256H240L241 257V261L239 262V263H236V264H263L264 263V241H261V242H259V243H256V244H253V245H248L247 247H245V248H240V246L239 247H234L233 248ZM115 253V252H114ZM149 253V252H148ZM160 253V252H159ZM163 253H165V252H163ZM166 253H168V252H166ZM17 254V253H16ZM15 254V255H16ZM117 254V253H116ZM128 253H126V255H127ZM132 254V253H131ZM131 254H129V255H131ZM199 254V253H198ZM107 255V256H106ZM121 255H118V257L119 256H121ZM139 255V254H138ZM138 255L137 256H135V257H138ZM176 255H177V253H176ZM192 255V254H191ZM113 256V255H112ZM133 256V255H132ZM143 256V255H142ZM157 256H159V255H157ZM186 256H187V254H186ZM197 256H200V255H197ZM131 257V256H130ZM139 257H141V256H139ZM138 257V258H139ZM156 257V256H155ZM185 257V256H184ZM201 257V256H200ZM205 257V256H204ZM0 258H2V256L0 257ZM125 258H127V257H125ZM147 258V257H146ZM157 258V257H156ZM155 258V259H156ZM163 259H164V255H163V257H162ZM161 258V259H162ZM195 258H197V257H195ZM226 258V257H225ZM230 258V257H229ZM97 259V258H96ZM131 259V258H130ZM135 259V258H134ZM148 259H150V258H148ZM147 259V260H148ZM152 259V258H151ZM160 259V260H161ZM162 259V260H163ZM167 259V258H166ZM190 259H192V258H190ZM198 259H200V258H198ZM202 259V258H201ZM200 259V260H201ZM204 259V258H203ZM122 260V259H121ZM131 260H133V259H131ZM130 260V261H131ZM141 260H142V258H141ZM144 260V259H143ZM146 260V259H145ZM153 260V259H152ZM181 260V259H180ZM194 260V259H193ZM133 261H135V260H133ZM149 261V260H148ZM158 260H156V262H157ZM164 261V260H163ZM195 261V260H194ZM0 262H2V261H0ZM125 262L126 261H122L121 263H118V262H115V259L112 257V260H111V262H110V264H125ZM128 262V264H129V261H127ZM150 262V261H149ZM152 262V261H151ZM151 262H150V264H151ZM25 263H27V262H25ZM28 263H30V262H28ZM107 263V262H106ZM105 263V264H106ZM133 263V262H132ZM139 263H141L140 262V260H139ZM158 263V262H157ZM1 264V263H0ZM94 264V263H93ZM108 264H109V262H108ZM134 264V263H133ZM136 264V263H135ZM147 264V263H146ZM149 264V263H148ZM156 264V263H155ZM211 264H235V262L234 263H232V262H230V261H217V260H213L212 261V263Z\"/></svg>",
    "mask_w": 264,
    "mask_h": 264
},
{
    "label": "snow or ice",
    "instance_id": "obj_3",
    "mask_svg": "<svg viewBox=\"0 0 264 264\" xmlns=\"http://www.w3.org/2000/svg\"><path fill=\"white\" fill-rule=\"evenodd\" d=\"M36 7L33 0H0V133L9 136L31 117L27 93L36 69L27 61L40 43L30 35Z\"/></svg>",
    "mask_w": 264,
    "mask_h": 264
}]
</instances>
